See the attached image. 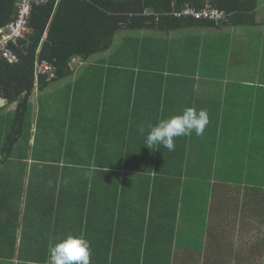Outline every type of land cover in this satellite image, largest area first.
<instances>
[{"label":"crops","instance_id":"1","mask_svg":"<svg viewBox=\"0 0 264 264\" xmlns=\"http://www.w3.org/2000/svg\"><path fill=\"white\" fill-rule=\"evenodd\" d=\"M241 21L123 30L108 49L75 57L69 75L44 89L35 75L21 111L27 95L10 101L3 91L0 119L14 112L15 120L0 134V264H34L9 258L41 244L49 252L73 229L94 236L92 255L98 236L108 235L117 264L137 254L139 264H197V236L239 234L243 244L258 234L257 208L246 211V203L260 200L259 188L227 174L246 155V139L264 138V124L248 125L253 109L264 118V0L254 21ZM189 107L207 111L203 135L176 137L174 151L146 147L149 124ZM16 127L22 133L10 152ZM119 156L127 158L121 171ZM35 183L44 191L31 197ZM245 263L254 264V253Z\"/></svg>","mask_w":264,"mask_h":264},{"label":"trees","instance_id":"2","mask_svg":"<svg viewBox=\"0 0 264 264\" xmlns=\"http://www.w3.org/2000/svg\"><path fill=\"white\" fill-rule=\"evenodd\" d=\"M259 1L61 0L58 8H56V3L54 2L49 6L34 10L31 21L34 34L26 52H19V62H0V87H2L5 96L10 101L19 99L24 93L27 95L18 107L19 111H21L27 103L28 96L34 90L35 59L38 54V48H41L38 54L41 58L47 59L57 66L56 79H60L69 75L68 68L75 57L86 60L93 54L108 49L113 45L116 35L123 30L149 28L162 31H178L184 27L204 28L219 26L211 22L196 21L192 18L178 19L173 15L184 10L187 5L197 10H203L206 6L212 5L214 8L231 16L230 24H237L241 19L245 20L241 22L249 20L252 22L255 20V15L259 8ZM15 5L16 0H0V29L7 27L13 22L16 14ZM148 11L161 15L159 24L154 17L143 16ZM49 83L50 81L46 77H42L39 81V88L44 89ZM253 111L255 113L254 121L251 117H248V125L250 126L254 122L253 126L255 128L263 126L264 118L262 113H259V109H253ZM244 112L246 116L248 114L247 109H244ZM21 133V127L19 129L17 127L14 128L7 138L5 149L11 152V148L18 141ZM244 152L246 153L244 157H247H243V160L238 159L237 164L239 166L237 170L232 172L233 174H227V176H237L235 181L248 182L250 185L259 188L257 192L260 200L254 198L253 202L246 203V211L249 210L247 206L250 209L253 207L254 210L257 208V213L254 214L253 230L258 234H254L252 237L246 236L243 244L242 236L239 234L219 235L215 233L208 235L207 238L197 236V264H247L245 262L253 253L254 264H257L255 259L256 252L259 253L258 264H264V138L261 139L255 135L253 139H246ZM37 158L42 159L43 157L37 156ZM125 160L127 158L124 156L116 157L115 168L121 171ZM76 161L79 163V158ZM0 163H3V161H0ZM132 177L134 176H129V178ZM119 179L121 180L122 178L120 177ZM37 183L30 187L31 197H33V190H35V195L38 194L39 196L44 191V187ZM85 184L89 188L91 187L88 182H85ZM255 215L259 216L257 220ZM102 231L105 232L107 229L102 228ZM67 234L68 231L60 236L66 238L70 233ZM71 234L76 235L74 229ZM84 237L91 242L94 236L85 234ZM108 238L109 236L106 234L101 235V237L98 236V249L91 255V263H116L114 262L116 258L109 251L110 246L107 245ZM235 238H237V242ZM218 241L225 243L220 246ZM38 242L44 243L42 239L38 240ZM47 248L48 244L46 246L41 244L38 249H35V252L20 253L19 256L12 252L9 259H18L21 262L34 260L32 261L35 262L34 264H43L49 258ZM232 254H235L234 258L231 257ZM4 255L2 254L1 256ZM131 258V260L128 259L129 263L139 264V261H137L139 258L138 254Z\"/></svg>","mask_w":264,"mask_h":264},{"label":"built area","instance_id":"3","mask_svg":"<svg viewBox=\"0 0 264 264\" xmlns=\"http://www.w3.org/2000/svg\"><path fill=\"white\" fill-rule=\"evenodd\" d=\"M58 3L59 0H16V14L13 22L5 28L0 29V62L17 63L20 60L19 52H26L30 44L31 37L34 34L31 21L35 9L49 6L52 3ZM178 19L192 18L200 22H211L216 25L230 24L231 16L227 13L214 8L212 5L206 6L203 10H197L186 6L184 10L173 14ZM144 17H154L158 24L161 21V15L148 11ZM25 44H27L25 46ZM57 66L37 55L35 60L36 86L42 77L48 81L56 79ZM3 90L0 87V107L3 104Z\"/></svg>","mask_w":264,"mask_h":264},{"label":"clouds","instance_id":"4","mask_svg":"<svg viewBox=\"0 0 264 264\" xmlns=\"http://www.w3.org/2000/svg\"><path fill=\"white\" fill-rule=\"evenodd\" d=\"M209 117L206 110L197 111L185 108L180 115L160 120L156 125H148L146 147L162 145L169 151H174L176 137L189 136L193 132L203 135ZM140 134L145 133L143 125L139 127ZM91 243L82 235L69 234L66 238H58L55 244H49V258L46 264H91Z\"/></svg>","mask_w":264,"mask_h":264},{"label":"rangeland","instance_id":"5","mask_svg":"<svg viewBox=\"0 0 264 264\" xmlns=\"http://www.w3.org/2000/svg\"><path fill=\"white\" fill-rule=\"evenodd\" d=\"M1 115H2V113L0 112V116ZM14 120H15L14 112L5 114L3 119H0V134H3V132H4L3 130H5L6 127H7L8 131H9L10 128L12 127V123H13ZM27 135H28V132L26 131L24 133V138H26ZM0 153H1V150H0Z\"/></svg>","mask_w":264,"mask_h":264}]
</instances>
